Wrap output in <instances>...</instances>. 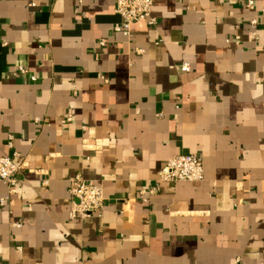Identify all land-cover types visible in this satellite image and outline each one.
<instances>
[{
    "label": "crops",
    "instance_id": "obj_1",
    "mask_svg": "<svg viewBox=\"0 0 264 264\" xmlns=\"http://www.w3.org/2000/svg\"><path fill=\"white\" fill-rule=\"evenodd\" d=\"M246 2L155 0L125 36L114 0H0V157L20 167L0 264H264V0ZM185 153L203 180L142 201ZM76 173L101 215L69 217Z\"/></svg>",
    "mask_w": 264,
    "mask_h": 264
},
{
    "label": "built area",
    "instance_id": "obj_2",
    "mask_svg": "<svg viewBox=\"0 0 264 264\" xmlns=\"http://www.w3.org/2000/svg\"><path fill=\"white\" fill-rule=\"evenodd\" d=\"M155 0H114V12L119 16V22L114 26V31L125 36L130 35L132 25L144 21L150 26L157 23L152 11ZM246 6L253 8L254 0H247ZM249 26L252 29L251 35L258 39L257 19L253 18L249 21ZM238 42L239 37L227 41ZM99 45H104V40L99 41ZM180 70L183 72L190 71L188 63H182ZM17 73L25 75L26 68L23 65H17ZM72 120L68 114L62 119V124ZM85 129V127H83ZM13 136L9 135L7 145L12 148ZM16 152L0 157V180L8 185L9 193L14 191V187L18 182L17 173L19 165L14 158ZM204 178L203 160L202 157L194 153H185L174 156L166 161L164 166L155 174V184L140 191L141 200L147 201L150 196L156 194L161 187V183L174 184L180 181L184 182H199ZM68 194L70 197V207L68 215L71 219L84 220L91 216H99L104 207V192L101 183L91 179H85L80 173H76L68 181ZM6 204L5 198H0V206ZM13 226L19 227V222H13Z\"/></svg>",
    "mask_w": 264,
    "mask_h": 264
}]
</instances>
